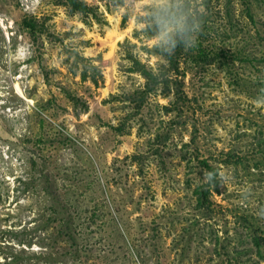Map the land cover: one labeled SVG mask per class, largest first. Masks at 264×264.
<instances>
[{
	"label": "rangeland",
	"instance_id": "374dc122",
	"mask_svg": "<svg viewBox=\"0 0 264 264\" xmlns=\"http://www.w3.org/2000/svg\"><path fill=\"white\" fill-rule=\"evenodd\" d=\"M83 1L0 0V263L264 264V0H179L165 94L130 68L169 67L177 0Z\"/></svg>",
	"mask_w": 264,
	"mask_h": 264
},
{
	"label": "trees",
	"instance_id": "16d2710c",
	"mask_svg": "<svg viewBox=\"0 0 264 264\" xmlns=\"http://www.w3.org/2000/svg\"><path fill=\"white\" fill-rule=\"evenodd\" d=\"M61 1H62V5L68 9L69 13L81 15L84 18V22H87L88 21L87 19L89 17L99 22L100 19H98L96 15L95 8L89 6L83 0H61ZM116 2H117L116 4L119 5L121 4L122 1L117 0ZM147 18L151 19L150 17H147ZM23 24L25 25L28 32L33 35L36 22L33 20H28V21H24ZM193 27H194V22L192 20H187V31L183 35L176 36V38L172 42H169L171 46H167V47H174V50L170 51L166 47L164 48L163 51L162 50L154 51L156 53L161 54L169 64L168 68L163 67V71L159 75L154 73L152 70L147 69L139 60L133 59L132 61L133 66L130 68V72H138L146 79V90L143 91L145 94H150L152 92L154 93L157 90V87L159 86L160 83L164 84L163 90H166V91H163L164 94L165 92L168 93L170 91L169 86L167 84L169 80L171 81V79H169L170 74H174V73L176 75L179 74L177 63L179 61V58L182 52L183 44L186 41V38L189 32L193 29ZM160 31H161V24L158 22L152 23V21L149 20L147 22L146 28L144 29V31H142V33H144L145 37L152 38L156 36ZM83 60L87 61V64L84 66V68L80 70L81 80L83 82L88 81L92 85H94L96 88H98L100 83H102L103 81L101 69L98 66L93 64L92 59H87V60L83 59ZM78 68L79 66L76 65V69ZM176 85L178 86L179 84L176 83ZM76 103L83 104L85 109L88 106L87 102L83 101L82 99H77ZM203 166L207 168L208 171L212 170L211 167L207 165L206 163H203ZM208 186H213L215 188L216 186L215 180L214 179L210 180V182L208 183ZM2 230L3 229H0L1 235L2 233H4V231ZM9 232L10 231L8 230L6 231V233H9ZM19 245H22V244H19ZM0 246H4L3 251L7 250L9 251L7 253L11 254L10 248H12V246H9V245H0ZM22 251L24 252V250ZM6 263L7 262L4 261L3 264H6Z\"/></svg>",
	"mask_w": 264,
	"mask_h": 264
},
{
	"label": "clouds",
	"instance_id": "9594fccd",
	"mask_svg": "<svg viewBox=\"0 0 264 264\" xmlns=\"http://www.w3.org/2000/svg\"><path fill=\"white\" fill-rule=\"evenodd\" d=\"M161 7L168 8L169 12L171 11L169 4H164ZM175 8L177 11V15L174 18L165 16L161 20V42H172L176 38V36L183 35L187 31V20L180 14L179 0H177ZM195 41L196 36L193 35L190 40V47H193L195 45Z\"/></svg>",
	"mask_w": 264,
	"mask_h": 264
},
{
	"label": "bare ground",
	"instance_id": "6f19581e",
	"mask_svg": "<svg viewBox=\"0 0 264 264\" xmlns=\"http://www.w3.org/2000/svg\"><path fill=\"white\" fill-rule=\"evenodd\" d=\"M16 88H17L18 93H20L19 87L16 86ZM20 95H22V92L20 93Z\"/></svg>",
	"mask_w": 264,
	"mask_h": 264
}]
</instances>
